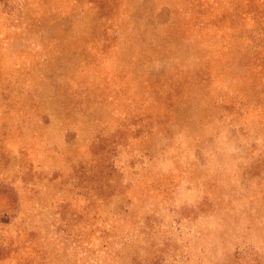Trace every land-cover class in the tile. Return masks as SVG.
<instances>
[{
    "label": "rangeland",
    "instance_id": "374dc122",
    "mask_svg": "<svg viewBox=\"0 0 264 264\" xmlns=\"http://www.w3.org/2000/svg\"><path fill=\"white\" fill-rule=\"evenodd\" d=\"M0 264H264V0H0Z\"/></svg>",
    "mask_w": 264,
    "mask_h": 264
}]
</instances>
